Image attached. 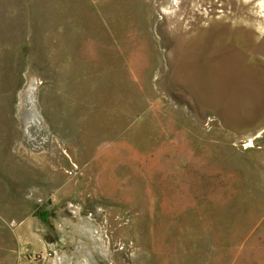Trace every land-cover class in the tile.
Here are the masks:
<instances>
[{"label":"rangeland","instance_id":"1","mask_svg":"<svg viewBox=\"0 0 264 264\" xmlns=\"http://www.w3.org/2000/svg\"><path fill=\"white\" fill-rule=\"evenodd\" d=\"M0 264H264V0H0Z\"/></svg>","mask_w":264,"mask_h":264},{"label":"bare ground","instance_id":"2","mask_svg":"<svg viewBox=\"0 0 264 264\" xmlns=\"http://www.w3.org/2000/svg\"><path fill=\"white\" fill-rule=\"evenodd\" d=\"M252 141H250L249 143H247V146H252Z\"/></svg>","mask_w":264,"mask_h":264}]
</instances>
